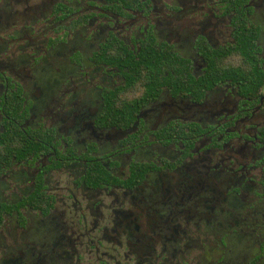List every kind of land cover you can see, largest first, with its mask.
Returning a JSON list of instances; mask_svg holds the SVG:
<instances>
[{"label": "flooded vegetation", "instance_id": "flooded-vegetation-1", "mask_svg": "<svg viewBox=\"0 0 264 264\" xmlns=\"http://www.w3.org/2000/svg\"><path fill=\"white\" fill-rule=\"evenodd\" d=\"M0 264H264V0H0Z\"/></svg>", "mask_w": 264, "mask_h": 264}]
</instances>
